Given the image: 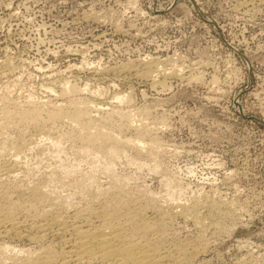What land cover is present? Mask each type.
Listing matches in <instances>:
<instances>
[{"label": "rangeland", "instance_id": "rangeland-1", "mask_svg": "<svg viewBox=\"0 0 264 264\" xmlns=\"http://www.w3.org/2000/svg\"><path fill=\"white\" fill-rule=\"evenodd\" d=\"M147 60L155 62L154 78L167 74L165 84L153 85L151 77L133 70ZM0 62V113L33 99L43 105L44 116L54 107L68 114L77 98L94 102L93 126L103 125L113 109L117 122L126 110L132 120L129 127L111 128L123 139L114 158L107 152L111 140L95 149L68 136V118L50 132L60 138L58 145L43 137L28 143L36 131L30 121L0 125L5 185L42 181L48 191L65 196L76 191L73 178L80 174V187L92 191H84L82 205L98 190L130 196L126 201L155 216L154 240L168 239L161 246L196 243L200 251L187 263L264 264V0H0ZM66 80L82 87L81 93L62 91ZM117 93L125 95L123 101ZM21 132L27 142L16 150ZM127 139L141 140L143 149ZM106 162L109 172L103 170ZM9 163L22 169L19 176L5 174ZM70 166L77 174L65 177ZM47 206L31 211L45 213ZM46 235L42 244L56 240ZM0 238V245L32 253L43 246L28 238Z\"/></svg>", "mask_w": 264, "mask_h": 264}, {"label": "bare ground", "instance_id": "bare-ground-1", "mask_svg": "<svg viewBox=\"0 0 264 264\" xmlns=\"http://www.w3.org/2000/svg\"><path fill=\"white\" fill-rule=\"evenodd\" d=\"M151 60L150 61L147 60L145 63L146 65L142 64V65H144L142 68H138L139 66L137 68H135L133 66L134 67L133 68V67H131V64H128L130 66H128V65L127 66L133 68V70H136V74H138L139 76L151 77L150 78L151 82L150 81L149 82L152 83L153 85L165 84L166 80L164 78L167 77L166 76L167 74H164L163 78H156V77L154 78L152 76V71H153L154 67H156V66H155V62H153ZM134 63L135 62H133V64ZM142 63H143V61H142ZM160 67L162 68V65ZM113 68H114V66H113ZM0 70H1V68H0ZM183 71H184V68H183ZM157 72H159V71H157ZM134 76H136V75H134ZM150 83H148V84H150ZM79 87L80 86H78L76 83H71L69 80H66L62 84V91L76 94L77 92H80L79 90L83 89L82 87H81L82 89ZM124 97H125V95L121 94V93H117L115 95V98H116V100H118V102L123 101ZM29 100H28V105L26 107H23V108H18V107L14 106V108L5 107L4 110L1 109L2 113H0V114H2V115L0 117V119H1L0 125H3L4 126L3 128L9 127L11 125H14L17 127L18 124L24 123L26 121L32 122L36 126V131H34L32 133L30 132L31 134H28L29 137L27 135L28 143H32V144L39 142V140L41 142L40 138L43 137V138H51L49 141H51L52 144H54V145H58L60 143V138H58V136L52 137L50 132H51L52 128H55L54 126L59 120H61L63 118H68V121L71 122V123L70 122L69 123L73 125V127H72V125L70 126L71 127L70 130L66 133V134H68V136H71V137L74 136L75 138H78V140H81L86 145L91 146L95 149H100V148L104 149L106 146L105 145L106 141L111 140V141H113V144H111L107 148V152H108L110 158H114L118 153L121 152L120 144L122 143L123 139L118 134H116L111 128L115 127V126L119 127V128H123L125 126L129 127L132 125V120H131V116H130L131 113L129 110L121 111V115L118 118L120 122L119 121L117 122V118L115 117V113L117 115H118V113L116 112L117 111L116 109H113L112 111H109V113L107 115H105V117L103 118V121H104V122L102 121L103 125L100 124L99 126L98 125L93 126V124L89 120V119H91V110H93L92 105L93 106L95 105V104H93L94 102H92V100L90 101L92 103L91 104L90 102H87V101L84 102V101L79 100L77 98H72L70 106H69L70 111L68 114H66L64 112L62 107H54L53 109L48 110L47 114L45 116L43 114V112H44V108L42 107L43 105L41 106V105L37 104L36 101L33 99H31L30 102H29ZM101 109H103V107ZM14 123L15 124L17 123V125H15ZM93 128H95V130ZM18 138H19L18 142H20V146L17 144H13V145H17V147L15 148L16 150H17V148L20 149L21 145L23 146L25 144V141L27 142L25 134L23 135L22 132H21V134H19ZM17 140H15V141H17ZM126 141L137 146L138 150L143 149L141 144L139 143V142H141V140L135 141V140L127 139ZM39 143H37V144H39ZM32 144H28V147H30V145H32ZM26 146H27V143H26ZM84 150H82V151H84ZM18 154H20V153H18ZM13 157H14V155H13ZM17 159L18 158H16L15 160H17ZM18 160H21V159H18ZM16 164H13L10 166V163H9L8 164L9 167H8V165L6 166L7 168L5 166L2 167L3 169L6 168L5 174L8 175V177L9 176L13 177V178L16 177L20 173V171L22 170V169L21 170L19 169V172H18V167H17L18 165H16ZM109 166H110V162H106L105 168L103 170H106V171L108 170L107 172H109V170H111V168H109ZM3 169H1V170H3ZM76 170L77 169L74 166H70V167H66L62 173L65 174L64 175L65 177H66V175L72 176V174H74ZM23 173H25V172H23ZM76 174L77 173H75L74 175H76ZM93 174L94 173H92L91 177H93ZM115 175H113V176L111 175L112 178L115 177ZM51 176H50V178H51ZM78 176L77 177L73 176V177H75V178H73V180L75 179L74 183L77 186L76 188L77 189L79 188L78 189L79 192H77V189L75 191V189L72 188V189H74L73 190L74 192L69 191L68 193H66L65 196L61 195L60 191H59L60 193L59 192L56 193L55 190H54V192L48 191L50 189L47 188L48 189L47 190L46 189L47 186L43 185L44 182H42L41 180L40 181L42 183L37 182V183H34L33 185H31L30 187H27L26 185H24V183L21 186L22 182L19 185V184H16V182L14 183V181H13L14 185L9 186V185H5L6 183L5 184L3 183V181H5V180H3L0 177V179H2L1 180L2 182L0 181V237L9 236V237L24 238V239L28 238V239L33 240V241H37V240L40 241L39 239H41V237H43V235L45 236V234L48 235L49 233L56 237V240L53 239L54 241L51 240V242L49 240L50 243H47V244L44 243L45 245L42 244L43 242H41L44 240L42 238L43 240H41L38 243H41L43 246H41V248L38 247L39 250L37 252L34 251V253L31 252L32 249L28 251L27 249H24V248L20 249V247L18 246L19 249L17 248L18 250H16V247L15 248L11 247V245H9V243H5V242L2 243L1 242L2 244L0 245V264H185V263L190 264L191 262L187 263V261H189V259H193L191 257H193V255H195L198 251H200L195 246L196 243H194L193 245L190 244L188 241L183 243V240H182V243H180L178 241V243L176 244L175 247L171 244L172 247H174L173 249L172 248H166V247H164L163 244L161 246L160 243L163 240L161 241L160 240L161 238L158 236V238H160L159 240L161 241V242L159 241L160 243H158L157 241L154 240V238L152 236V233L154 234V232H155L154 231L155 225H156L155 224L156 221L154 219L155 216H151V214L147 215L149 213L146 214V212H143L145 210L139 208V207H141L140 205L138 207H135V205L138 204V202L135 201L134 199H133L134 203H136L135 205H133L132 201H130V202L126 201V200H128V198L130 196L129 197L125 196V198L127 197V199L124 200L122 198V197H124V195L121 197L122 194H120V195L116 194L118 192L112 191V193H111L109 191H105L104 190L105 188H103L104 191H102V190L97 191V189H96L97 192H93V195L91 193V195L93 197L92 201L90 203L86 202L87 204H84L85 202L83 201L84 205H82L81 200H83V199L85 200L84 197H86V195H85L86 192H84V191L87 190L89 192V190L91 191V189H89V190H88V188L84 189L86 186V185H84L85 183L83 184L84 187H80L82 177L80 178ZM89 176H88V178H89ZM94 176H96V175L94 174ZM91 177H90V179H92ZM124 178L125 177H123V179ZM41 179H42V176H41ZM125 179H127V178H125ZM11 180H12V178H11ZM10 181H9V184H10ZM15 181H16V178H15ZM94 181H95V179H94ZM113 181H115V179ZM116 182L117 181H115L114 184H116ZM65 184H67V183H65ZM72 184H73V182H72ZM25 186H26V188L24 189ZM69 186H70V184H69ZM122 187H123V185H122ZM60 188H62V187H60ZM98 189H100V188H98ZM139 189H141V188H139ZM122 190H125V189L122 188ZM134 191H135V189H134ZM65 192H66V190H65ZM113 192H115V193H113ZM119 192H120V189H119ZM126 192H125V195H126ZM76 195L78 196V198ZM135 196H136V194L134 195V197ZM87 197H88V194H87ZM89 197H91V196H89ZM136 198L140 199L142 197L138 196ZM75 199H77V200H75ZM87 199H90V198H87ZM141 200H143V198ZM148 200L149 199H147V201ZM150 200H151V205H152V199H150ZM153 200H155V199H153ZM79 201H80V203H79ZM226 201H225V203H226ZM139 202H141V201H139ZM148 202H150V201H148ZM230 202L231 201L227 202L228 205ZM38 204H41V206L42 205H48L47 207H50V208H48V209L46 208L47 212H45V213H43V212L42 213L41 212L40 213H37V212L32 213L33 211H31V210H33V207H35ZM154 204H156V203H154ZM231 204H233V202ZM156 206H158V205H156ZM151 207H153L152 209H154L153 205ZM160 207H162V206L160 205ZM144 208H145V206H144ZM146 208H147V206H146ZM166 208H167V206H166ZM42 209L44 211V208H41V210ZM161 209H163V208H161ZM169 209H167V210L169 211ZM170 210H172V209H170ZM182 211H185V208H184V210L182 209L181 212ZM162 212L160 210V214H159L160 216L162 215L161 214ZM179 213H180V211H179ZM186 215H189V214H186ZM167 216H165V217H167ZM162 217H160V218H162ZM158 218L159 217L157 216V219ZM157 222H158V220H157ZM196 222H198L197 218H196ZM158 223H160V222H158ZM156 227H157V225H156ZM160 227L161 226H159L158 227L159 229L157 230V231H159V233L161 232ZM155 233H157V232H155ZM163 234H165V233H163ZM160 235H161V233H160ZM156 237H157V234H156ZM161 237H163V236H161ZM166 238L164 240H166ZM0 239L2 240L3 238H0ZM167 241H168V239L166 240V242L165 241H163V242H165L167 244ZM191 243H193V242H191ZM173 244H175V243H173ZM167 246H168V244H167ZM21 247H23V246H21ZM35 249H37V246L33 250H35ZM8 259L10 261H7ZM168 260H169V262H168ZM170 260H173V262H171Z\"/></svg>", "mask_w": 264, "mask_h": 264}]
</instances>
